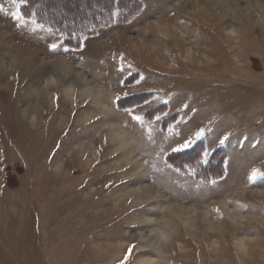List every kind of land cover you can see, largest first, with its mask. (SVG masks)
I'll list each match as a JSON object with an SVG mask.
<instances>
[{
    "label": "rangeland",
    "instance_id": "374dc122",
    "mask_svg": "<svg viewBox=\"0 0 264 264\" xmlns=\"http://www.w3.org/2000/svg\"><path fill=\"white\" fill-rule=\"evenodd\" d=\"M138 2L69 46L0 0V264H264V0Z\"/></svg>",
    "mask_w": 264,
    "mask_h": 264
},
{
    "label": "trees",
    "instance_id": "16d2710c",
    "mask_svg": "<svg viewBox=\"0 0 264 264\" xmlns=\"http://www.w3.org/2000/svg\"><path fill=\"white\" fill-rule=\"evenodd\" d=\"M28 0L21 6L24 15H31L57 33L65 36L69 46H78L80 40L98 27L113 21L115 8L125 11L119 19L139 8L138 0Z\"/></svg>",
    "mask_w": 264,
    "mask_h": 264
},
{
    "label": "snow or ice",
    "instance_id": "6c2138e0",
    "mask_svg": "<svg viewBox=\"0 0 264 264\" xmlns=\"http://www.w3.org/2000/svg\"><path fill=\"white\" fill-rule=\"evenodd\" d=\"M11 3L15 7L16 10L11 12L10 15H11L12 19L14 21H16L22 27L23 24L25 23V18H24V15L21 13L20 8H21L22 5L27 4L28 0H11ZM3 11H5V9L2 6H0V12H3ZM33 23H35V22L33 21ZM38 27H43V25H38ZM52 47H55V45H53ZM52 54H54V53H52ZM122 70H123V68L121 67V71ZM125 95H127V94L125 93ZM116 99L119 100L120 97H117ZM96 119L99 120L100 117H96ZM134 119L139 121V120H141V117L134 116ZM202 135H203V129H201L200 131H197L195 133V138L199 139ZM105 142H107V138H105ZM194 143H195V141L193 139L189 138V139L185 140L182 144H180L177 147L173 148L172 151L173 152H181V151L187 150ZM220 143L223 144L224 140H221ZM57 147H59V145H57ZM258 174H261L260 170L259 169H253L252 172H251V175L249 177V180H255L257 178ZM261 175H264V174H261ZM106 187H107V185H106ZM216 211L218 212L219 209H216ZM134 248H135V245H130L129 246L128 251H127V253L124 256V259L121 260L119 262V264H127V261L129 259V257L131 256Z\"/></svg>",
    "mask_w": 264,
    "mask_h": 264
},
{
    "label": "bare ground",
    "instance_id": "6f19581e",
    "mask_svg": "<svg viewBox=\"0 0 264 264\" xmlns=\"http://www.w3.org/2000/svg\"><path fill=\"white\" fill-rule=\"evenodd\" d=\"M262 1V0H261ZM259 3H260V1H259ZM258 3V4H259ZM264 3V2H263ZM263 3H261V4H263ZM220 4V3H219ZM261 5H259V7H260ZM219 7H220V10L221 11H226V6L223 4V3H221L220 5H219ZM249 7H252V6H249ZM261 7H263V6H261ZM264 8V7H263ZM206 9H207V7H206ZM201 11V10H200ZM165 31V30H164ZM179 40V39H178ZM198 49V48H197ZM189 55H191L192 54V56L193 55H195V53L194 52H187Z\"/></svg>",
    "mask_w": 264,
    "mask_h": 264
}]
</instances>
